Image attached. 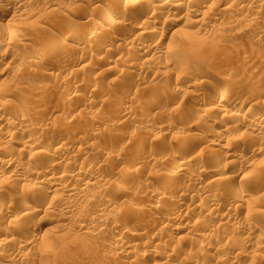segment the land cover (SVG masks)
<instances>
[{"label":"rangeland","instance_id":"rangeland-1","mask_svg":"<svg viewBox=\"0 0 264 264\" xmlns=\"http://www.w3.org/2000/svg\"><path fill=\"white\" fill-rule=\"evenodd\" d=\"M12 2L14 0H0V17L8 11L7 7ZM17 2L20 9L13 7L15 11L19 9L13 12L17 17L14 21H17V26L13 28L3 23L4 17L0 21L1 31H14L13 34L19 38L29 36L32 49L13 46L10 50L6 43L1 44L2 47L0 45V59L3 58L0 60V94L7 95L9 91L8 99L16 105H22L20 102L23 99V102L30 99L24 104L29 109L28 119L30 117L34 121L35 116L38 118L34 122L40 128L43 126L38 134H43L46 144L61 145L72 160L77 157L74 165H82L85 171L91 170L86 171L87 178L99 185L95 183L93 188H89L85 192V200L76 201L71 212L56 217L58 214H50L56 206L51 197L56 193H49L45 185L53 170L46 167L49 157H39L37 162L41 161V171L35 177L23 178L31 181L18 182L20 186L15 185L17 188L13 185L17 182L7 184V176L4 175L6 183L0 182L3 184L0 185L3 188L0 190V238L4 239V234L16 228L17 224L20 226L18 222L22 220L21 226H28L31 239H36L33 248L20 252V261L15 264H264V166L260 167V163L264 162V135L238 125L240 123L235 117L224 118L231 113L229 111L234 103L255 108L258 110L256 117L264 119V59L257 54V50L264 52V0H197L195 3L200 5L199 8L193 3H183L181 8L185 7L178 13L182 18L179 22H175L177 19L174 20L173 15H167L168 11L142 8L133 3V6L128 5L125 0H102L98 10L93 9L95 0H15V4ZM126 7L128 16H133L139 29L129 30L122 21L119 22L116 14L126 11ZM154 10L160 12L157 14L159 18L152 14ZM149 17L157 18L154 33L148 40L144 39L145 43L153 44L165 32L174 30V25L175 29H179L178 36L181 38L174 40L177 35L165 38L162 52H170L165 53L168 56L164 54L156 62L151 59L152 63L148 62L151 64L147 63L144 68L142 63L151 56L146 59L139 57V60L130 57V46L121 45L117 39L121 36L136 38ZM195 21L200 24H195ZM49 34L57 35L60 46L57 44L48 48L43 64L37 65L36 53L38 49L42 51ZM74 45L78 49L71 51ZM55 46L58 48L54 49ZM172 49L180 52L174 51L170 57ZM8 63L14 64L11 66ZM19 79L22 83L26 80L28 86L26 83L21 86ZM42 80L49 86L47 91L43 94L38 92L30 98L29 93ZM16 83L24 90L18 89ZM73 85L79 86L83 93L68 99L66 92ZM15 87L18 90L13 89ZM224 87L228 88V95L221 98L222 101L219 94ZM152 96L157 101L146 109V103ZM205 96H216L217 104L206 107L204 101L208 97ZM33 105L40 108L31 113ZM203 107H212V110L208 109L210 115ZM202 108L206 115L202 114ZM3 114L5 119H11L8 112ZM3 130L12 138L13 144L10 149L3 144L1 150L7 149L12 157H17L21 142L26 141L25 135L30 138L38 136L35 132H21L25 134L21 136L15 130ZM142 139L151 141L150 148L143 155L130 151L128 145ZM206 141L214 143L209 147ZM39 146H42L41 143L35 149ZM206 147L211 151L208 154ZM32 151L34 149H26L20 158L18 156L21 161L18 160L22 162L25 159L32 164L34 159L28 160ZM175 154L182 159L175 160ZM69 157L63 161L67 168L72 162ZM177 161L190 165L192 171L206 173L204 180H198L200 183L195 181L201 188V184H208L212 175L220 174L222 177L215 176L220 183L213 184L215 187L206 186L204 190L208 192L201 191L199 185H191L194 181L185 176L186 179L178 176L180 178L175 177L167 185L163 184L166 173ZM26 164L25 169L28 168ZM246 165H250L248 170L244 169ZM128 169L129 174L126 173ZM70 177L62 182L76 184ZM120 184V188L126 186L127 190L120 189ZM23 185L43 191L39 192L41 196L36 200L25 203V207L19 201ZM186 187L191 191L183 195L180 190ZM110 188L113 192H109ZM237 188L244 191V201L234 209L227 204L234 200L232 194ZM139 191L143 194L142 200H138L139 206H134L133 202L137 200L133 199L140 194ZM151 192H159L163 196L154 197ZM57 194L58 199L64 197L60 192ZM211 198H220L223 203L212 210L207 203V199ZM13 202L21 206L20 210L5 216L4 209ZM156 205H162L168 210L166 214L176 217L165 230L161 220L163 214L155 215L151 210ZM26 206L32 211L20 217ZM97 214L100 221L102 218V224L94 223L99 221L95 220ZM89 222L91 225L86 224ZM85 225L91 233L94 232L91 234L87 230L83 233L85 231L80 227ZM118 231L132 233L125 244L131 248L127 257L126 253L122 256L121 249L112 245ZM247 238L253 239V242L249 243ZM127 242L135 246L130 247ZM8 250L11 248L1 247L7 255ZM166 254L171 258L167 259ZM139 255H144V262L139 261ZM0 264L8 263L0 259Z\"/></svg>","mask_w":264,"mask_h":264},{"label":"bare ground","instance_id":"bare-ground-1","mask_svg":"<svg viewBox=\"0 0 264 264\" xmlns=\"http://www.w3.org/2000/svg\"><path fill=\"white\" fill-rule=\"evenodd\" d=\"M102 0H95V5H94V7H93V9H99V4H100V2H101ZM195 1H197V0H195ZM195 1L194 0H125V3L126 4H128V5H132L133 6V4H135V5H138V7L140 6V7H142V8H154V9H156V10H164V11H168L166 14L167 15H173L174 17H175V19L174 20H176L175 22H179V21H181V17H179V15H178V13H179V11H180V9H183V8H181V6H182V4L183 3H193V5L197 8H199L200 7V5L198 4V5H196V3H195ZM6 2H8V1H6ZM206 2V1H205ZM133 3V4H132ZM200 3V2H199ZM140 4V5H139ZM203 4V3H202ZM127 5V6H128ZM186 5H188V4H186ZM189 5H191V4H189ZM192 5V6H193ZM10 7H7V9H8V11L7 12H4L3 14H2V18L0 19V21L2 22L3 21V18L5 17V19H4V22L3 23H6V25H7V23L10 25V26H12L13 28H15L16 26H17V21L16 22H14L15 20H17L16 18V16L13 14V12L15 11V9H13V7H15V8H19L20 9V7H18V2L15 4V0H14V2H12L10 5H9ZM193 6V7H194ZM203 6H204V4H203ZM129 7V6H128ZM135 7V6H134ZM212 7V6H211ZM25 8V7H24ZM210 8V7H209ZM18 9V10H19ZM26 9V8H25ZM126 9V11H121V12H118L116 15H117V18H118V20H120L119 22H121L122 21V23L124 24V26L126 25V27H128V29L130 30H137V29H139L136 25V23L133 21V16L131 17V15H130V17L128 16V14H127V10H128V8L126 7L125 8ZM124 9V10H125ZM139 9V8H138ZM151 9V10H152ZM18 10H16V11H18ZM147 10V9H146ZM145 10V11H146ZM189 10V9H188ZM15 11V12H16ZM25 11V10H24ZM24 11H23V13H24ZM153 11V10H152ZM190 11V10H189ZM195 11V10H194ZM21 12V11H20ZM19 12V13H20ZM138 12H140V11H138ZM181 12H183L182 10H181ZM25 13H28L27 11L25 12ZM160 12H155V10H154V12H152V14L154 15V16H157L158 17V15L157 14H159ZM163 13V12H162ZM16 14V13H15ZM22 14V13H21ZM21 14H18L17 16H21ZM27 15H29V14H27ZM152 15V16H153ZM163 15V14H162ZM165 15V14H164ZM151 16V15H150ZM160 16V15H159ZM157 17H149L148 19H146V21L144 22V28L142 27L141 29H143V31L140 33V34H138L137 36H136V38L135 37H133L132 36V38H129L128 37V39L125 37V36H121L120 38H118L117 39V42L118 43H121V45H124V46H130V50H129V52L131 53L130 54V57H137L138 58V60H139V57L140 58H142V57H147L148 55H150L151 57L149 58V56H148V59L150 60H145L144 61V63H142V64H144L143 65V67L148 63V62H151L152 60V62H154L157 58H159V57H161V56H163L167 51L166 50H164V51H166V52H162V46H163V41H164V39L165 38H167L168 36L170 37H172V36H178L179 35V29H175V26L176 25H174V24H172V25H174L173 27H174V30H172V31H170V32H165V35H163V36H161L158 40H156V41H154V43L153 44H148L147 42L148 41H146V43L144 42V39H147L148 40V38H149V36L150 35H152V33H154V30H153V28H155V27H153L154 26V21L156 20L155 18H157ZM162 17V16H161ZM167 17V16H166ZM159 18V17H158ZM163 18V17H162ZM161 18V19H162ZM168 18H169V16H168ZM63 19V18H62ZM67 19V18H66ZM160 20V19H159ZM174 20L172 19V21L174 22ZM57 21V20H56ZM55 21V22H56ZM63 21H65V20H63ZM68 21V20H67ZM171 21V20H170ZM60 22V21H59ZM196 22H198V21H195V24H196ZM199 22H200V19H199ZM198 22V23H199ZM201 22H202V19H201ZM11 23V24H10ZM66 23V25L67 24H69V23H67V22H65ZM65 23H64V25H65ZM183 23H184V20H183ZM185 23H186V19H185ZM189 23V22H188ZM178 24V23H177ZM200 24V23H199ZM172 25H170V26H172ZM58 26V25H57ZM72 26V25H71ZM12 27H11V29H12ZM196 27V26H195ZM73 28V27H72ZM3 29V27H1V25H0V31ZM14 29H12V31H13ZM128 31V30H127ZM167 31V30H166ZM14 32V31H13ZM13 32H11L10 30H8V31H1L0 32V45L1 44H4V43H6L8 46H9V49L11 50V48L13 47V46H21L22 48L23 47H26V46H28L29 48L31 47V49H32V46H31V40H30V38H29V36H28V38L27 37H18V36H16L15 34H13ZM164 34V33H163ZM85 35V34H84ZM57 36V35H56ZM55 35H53V34H49L48 36H47V38H46V42H45V45H44V47L42 48V51H40L39 52V49H38V52L36 53V57H37V62H36V64L37 65H40L41 63L43 64V62H44V60L46 59V55H47V51L49 50L48 48H51L52 46H54V45H57L58 44V39H57V37H56ZM96 36V35H95ZM176 36V37H177ZM59 37H60V35H59ZM58 37V38H59ZM174 38V40L176 39H179V37L180 36H178L177 38ZM76 38H77V36H76ZM79 38V37H78ZM173 38H171L172 39V42H173ZM181 38V37H180ZM60 39V38H59ZM73 39V38H72ZM183 39H184V37H183ZM82 40V39H81ZM81 40H79V41H81ZM150 40V39H149ZM115 41V40H114ZM171 41V40H170ZM76 42L77 43H75L77 46L79 45V42L76 40ZM82 42V41H81ZM99 42V41H98ZM186 42V41H185ZM42 43H44V42H42ZM113 44V43H112ZM111 44V45H112ZM170 44H171V42H170ZM6 45V46H7ZM59 46H60V44H58ZM107 45V44H106ZM109 45H110V43H109ZM108 45V46H109ZM114 45V44H113ZM120 45V44H119ZM169 45V44H168ZM243 45V44H242ZM3 45H1V47H2ZM77 46H72L71 47V51H76L78 48H77ZM107 46V47H108ZM243 46H245V45H243ZM0 47V48H1ZM104 47V46H103ZM169 47V46H168ZM167 47V48H168ZM216 47V46H215ZM7 48V47H6ZM54 48V47H53ZM58 47L57 46H55V48L54 49H57ZM110 48V47H109ZM176 48V47H175ZM8 49V48H7ZM7 49H5V50H7ZM25 49V48H24ZM112 49H114V48H112ZM221 49V48H220ZM60 50V49H59ZM108 50V49H107ZM168 50V49H167ZM171 50V49H170ZM173 50V49H172ZM218 50V49H217ZM226 50V49H225ZM9 50H7V52H8ZM34 51V50H33ZM37 51V50H36ZM61 51V50H60ZM175 50H173V51H171V54H170V57H171V55H173V52H174ZM177 52H180V50H176ZM175 51V52H176ZM185 51V50H184ZM214 51H215V48H214ZM258 51V56L260 57V59H264V52H263V50L260 52L259 50H257ZM54 52V51H53ZM5 53V52H4ZM55 53V52H54ZM170 52H167V54H169ZM186 53V52H185ZM23 54V53H22ZM32 54V53H31ZM167 54H165V55H167ZM174 54H177V53H174ZM178 54H180V53H178ZM256 54V53H255ZM25 55V54H24ZM35 55V54H34ZM164 55V56H165ZM27 56V55H26ZM129 56V55H128ZM163 56V57H164ZM168 56V55H167ZM257 56V57H258ZM1 57V56H0ZM3 57V56H2ZM21 57V56H20ZM18 58V57H17ZM28 58H29V56H28ZM168 58V57H167ZM166 58V59H167ZM185 58V57H184ZM1 59H3V58H1ZM0 59V60H1ZM24 59H27V58H24ZM30 60H31V58H29ZM51 59V58H50ZM130 59V58H129ZM152 59V60H151ZM160 59V58H159ZM162 59V58H161ZM160 59V60H161ZM60 60V59H59ZM133 60H134V58H133ZM136 60V59H135ZM141 60V59H140ZM259 60V59H258ZM12 61V60H11ZM26 61V60H25ZM107 61V60H106ZM137 61V60H136ZM157 61V60H156ZM155 61V62H156ZM164 61V60H163ZM262 62H263V60H261ZM13 62V61H12ZM31 62V61H30ZM29 62V63H30ZM34 62H35V60H34ZM151 62V63H152ZM115 63V62H114ZM121 63V62H120ZM151 63H148V64H151ZM170 63V62H169ZM264 63V62H263ZM8 64H11V63H8ZM14 63H12L11 64V66L13 65ZM32 64V63H31ZM35 64V63H34ZM117 64V66H118V63H116ZM122 64V63H121ZM125 64V63H124ZM126 64H127V62H126ZM159 64V63H158ZM45 65V64H44ZM138 65V64H137ZM154 65H155V63H154ZM157 65V64H156ZM166 65V64H165ZM24 66V65H23ZM116 66V65H115ZM127 66V65H126ZM132 66V65H131ZM135 65H133V67H134ZM140 66H141V64H140ZM147 66V65H146ZM14 67V66H13ZM12 67V68H13ZM19 67V66H18ZM17 67V68H18ZM36 67V66H35ZM42 67V66H41ZM48 67V66H47ZM155 67V66H154ZM166 67V66H165ZM138 68V67H137ZM145 68V67H144ZM152 67H150V69H151ZM140 69H142V68H140ZM147 69V68H146ZM149 69V68H148ZM159 69V68H158ZM19 70H21L20 68H19ZM137 70V69H136ZM15 71V70H14ZM150 71H152V70H150ZM141 72V71H140ZM147 72V71H146ZM45 73V72H44ZM150 73V72H149ZM169 73V72H168ZM17 74V73H16ZM21 74V73H20ZM41 74V73H40ZM123 74V73H122ZM187 74H189L188 72H187ZM191 74V73H190ZM19 75V74H18ZM52 76V75H51ZM190 76V75H189ZM197 77H201V75L199 76H197ZM118 78V77H117ZM187 78H188V76H187ZM202 78V77H201ZM17 79H18V77H17ZM22 79V78H21ZM198 79V78H197ZM196 79V80H197ZM20 80V79H19ZM24 80V79H23ZM26 80H24L23 81V83H26L25 82ZM41 81V80H40ZM116 81H118V80H116ZM199 81V80H198ZM14 82V81H13ZM20 82H21V80H20ZM20 82H19V84H20ZM52 82V81H51ZM58 82V81H57ZM114 82V81H113ZM119 82V81H118ZM202 82V81H201ZM22 82H21V86H22V84H23ZM17 85H18V83H16ZM28 83H26V85H27ZM54 84V83H53ZM75 84V83H74ZM157 84V83H156ZM159 84V83H158ZM25 85V86H26ZM50 85H51V83H50ZM76 85V84H75ZM191 85H192V83H191ZM227 85V84H226ZM21 86L20 85H18V89H20L21 88ZM28 86V85H27ZM72 86V85H71ZM160 86V85H159ZM228 86V85H227ZM48 85H47V83L45 82V81H43L42 80V82H39L38 84H37V87L35 88L34 87V89H32L31 91H32V93H29V97L31 98H33V96L32 95H34V94H36V93H41L42 92V94H43V92L45 91H47V89H48ZM53 87V86H52ZM79 87V86H78ZM78 87H74V85H73V87L71 88L70 87V89H68V91L66 92V96H67V98L68 99H72V97H75V96H79V95H81L82 93H83V91H81ZM156 87V86H155ZM198 87V86H197ZM30 88V87H29ZM32 88V87H31ZM13 89H16V87L15 88H13ZM18 89H16V90H18ZM21 89H23V88H21ZM28 89V88H27ZM49 89H52V88H49ZM222 90L220 91V94H219V99H221V98H223L227 93H228V88H226V87H224V88H221ZM24 90V89H23ZM29 90V89H28ZM15 91V90H14ZM21 91V90H20ZM33 91H34V93H33ZM48 91H50V90H48ZM153 91V90H152ZM155 91V90H154ZM216 91V90H215ZM230 91V90H229ZM29 92V91H28ZM3 93V92H2ZM9 91H8V93H7V95L6 94H3V96L1 95L0 96V125H2L1 127H0V179L2 178L3 179V181H0L1 183L3 182L4 184L6 183V181H8L7 182V184H10V183H15V182H17V184L15 183V184H13L14 186L16 185H18V186H20L19 184H18V182L19 183H28L29 181H31V180H23V178H25V177H27V176H33V177H35L36 175H37V172H39V171H41V169H42V165L40 164L39 165V163L41 162H37V160H40L39 159V157H45L46 158V156L47 157H49V159H50V161L48 162V164H47V166L46 167H49V168H51V169H53L52 170V172L49 174L50 176L49 177H47V179L45 180V181H47V183L45 184L46 185V187H47V190L49 191V193H56L57 194V192H60V194L62 195V194H64V195H62V196H64V197H61L60 199H58L59 197H57L56 198V194L55 195H52V197H51V200L53 201V203H54V201H55V203H56V206H54V204L52 203V205L54 206V208L52 209V211L50 212V214L51 213H54V216L56 215V214H58V215H56V217L57 216H62V215H64L65 213H67V212H69L72 208H73V206H74V203L76 202V201H78V202H80L81 200H85V192L89 189V188H93L94 186H95V183L96 182H91L90 181V179H88L87 178V173H86V171L88 170H84V168H83V166L82 165H74V163H76L77 162V157H75L76 158V160H72L69 156H68V154L65 152V150H64V148L61 146V145H59V146H56V145H51V144H46L47 142H45L44 141V138H43V134L42 133H40V134H38L40 131H41V129H42V127L40 128L39 127V125H37L34 121H35V119H38L36 116L33 118L34 119V121L31 119L30 120V117H29V119H28V116H29V109L27 108L28 106L27 105H24L25 103H27L29 100L28 99H25V101L23 102V100L20 102L22 105H19V103H18V105H16V104H14L10 99H8L9 98ZM13 92L11 91V94H12ZM10 94V96H12ZM47 94V93H46ZM65 94V93H64ZM13 95H15V94H13ZM26 95H28V94H26ZM45 95V94H44ZM84 95H85V93H84ZM228 95V94H227ZM25 96V95H24ZM65 97V96H64ZM155 97H156V95H155ZM155 97L154 96H152L149 100H148V102L146 103L147 104V106H146V109L147 108H149V107H151V105L152 104H154L155 105V103L154 102H156L157 101V99H155ZM206 98L208 97V96H205ZM216 96H209L208 98H207V100L205 99V103H206V107H207V105H209V104H211V106H212V103H216L217 104V99L218 98H215ZM26 98H28V96L26 97ZM66 98V99H67ZM77 98V97H76ZM158 98V97H157ZM225 98V97H224ZM55 99V98H54ZM156 100V101H155ZM222 101H223V99H221ZM220 100V101H221ZM14 101V100H13ZM16 101V100H15ZM20 101V100H19ZM69 101V100H68ZM47 102V101H46ZM67 102V101H66ZM92 103V102H91ZM203 103V102H202ZM201 103V104H202ZM220 103V102H219ZM24 105V106H23ZM38 105V104H37ZM145 105V104H144ZM154 105H153V107H154ZM25 106H27V107H25ZM204 106V105H203ZM218 106V105H217ZM220 106V105H219ZM157 107V106H156ZM205 107V108H206ZM36 108H38V110H39V106H37V107H35V105H33L32 106V108H30V109H32V110H30L31 111V113H34V112H36ZM89 108V107H88ZM155 108V107H154ZM199 108H201V107H199ZM198 108V109H199ZM204 108V107H203ZM202 108V114H205L204 113V109ZM152 109V108H151ZM150 109V110H151ZM208 109H211L212 110V107L211 108H207V109H205V110H208ZM213 109L214 110H216L214 107H213ZM4 111L5 112H8V114H9V116L11 117V119L9 120H7V119H5V117H4ZM43 111V110H42ZM197 111V110H196ZM199 111H201V110H199ZM199 111H197V112H199ZM217 111V110H216ZM229 111V110H228ZM146 112V111H145ZM152 112V111H151ZM207 112V111H206ZM229 112H231V113H229ZM228 113V115H225V117L224 118H227L226 116H231V118L232 117H235V118H237V120H238V122L240 123V124H238V125H241L242 127H245V129H248V130H250V131H252V132H258V134L260 133V134H262V135H264V119H261V118H259V117H256V114L258 113V110H256L255 108H253V107H251V106H247V105H245V104H234L233 103V106H231V108H230V111H229ZM144 113V112H143ZM208 113H209V110H208ZM211 113H212V111H211ZM36 114V113H35ZM148 114V113H147ZM198 114H200V113H198ZM207 114V113H206ZM205 114V115H206ZM227 114V113H226ZM201 115V114H200ZM209 115H210V113H209ZM6 116V115H5ZM8 116V115H7ZM32 116V115H31ZM9 118V117H8ZM40 118V117H39ZM230 118V119H231ZM222 119V118H221ZM228 119V118H227ZM226 120V119H225ZM37 121V120H36ZM40 121V120H39ZM38 121V122H39ZM220 123V122H219ZM43 125V124H42ZM220 125V124H219ZM46 126V125H45ZM3 128H6V129H10V130H15V132H17V133H20V135L22 136V135H25V134H21V132H35V133H37L38 134V136L37 137H34V138H30L29 136H26L25 135V138H26V141H24V142H21V146H20V149L17 151L18 153V155H17V157H12V156H9V154H8V150L7 149H3V150H1V146L3 145V144H6L7 145V147H9V149H10V145H12L13 144V140H12V138L8 135H5V131L3 130ZM163 128H164V126H163ZM162 127H161V129H163ZM190 128V127H189ZM187 129V128H186ZM37 130H39V131H37ZM44 130H45V128H44ZM164 130V129H163ZM52 131V130H51ZM42 132V131H41ZM44 133H45V131H44ZM51 133V132H50ZM14 134V133H13ZM11 135V134H10ZM192 135V134H191ZM253 137V136H252ZM261 137H263V136H261ZM216 138H217V136H216ZM219 138V137H218ZM203 139V138H202ZM263 140H264V137H263ZM213 142V141H212ZM211 142V143H212ZM227 142H228V140H227ZM39 143H41V145L42 146H39L38 148H36L35 149V147L39 144ZM211 143L209 142V141H206V144H207V146H209V147H211ZM214 143V142H213ZM212 143V144H213ZM233 143V142H232ZM235 143V142H234ZM57 144V143H56ZM205 144V143H204ZM230 145V144H229ZM150 146H151V141L149 140V139H142V140H139L138 142H134V143H130L129 145H128V147L129 148H131L130 149V151H134V152H139V153H142V155L144 154V152L146 151V149H148V148H150ZM206 146V145H205ZM209 147H206L207 149H206V153L208 154L209 152H211L210 151V149H209ZM26 149H34V151H32L33 153H29L28 155L31 157H28L27 159L28 160H33L32 162V164L30 163L29 164V162H27V160H25V159H23V161L25 160L26 161V163H28V164H26V166L28 167L27 169H25L24 168V166H25V164H23L22 162H20L21 160L19 159L20 158V156H22V154H23V152H26ZM226 150V149H225ZM228 150V149H227ZM205 152V151H204ZM138 153V154H139ZM130 154V156H131V152L129 153ZM137 154V155H138ZM132 155H134V154H132ZM18 156H19V158H18ZM73 156V155H72ZM71 156V157H72ZM130 156H128V158H131ZM206 156V155H205ZM67 157H69L68 159H71L72 160V162H71V164H70V166H68V168H67V166H65V164L63 163V161H64V159H66ZM134 157V156H133ZM33 158V159H32ZM75 158H73V159H75ZM173 158L175 159V160H179V159H182V158H180V156H179V154L177 155V154H175V155H173ZM20 161H19V160ZM22 159V158H21ZM132 159V158H131ZM125 162V161H124ZM197 163H199V161L197 162ZM188 164V163H187ZM262 164V165H261ZM189 165V164H188ZM260 167H262V166H264V162L263 163H260ZM197 166V165H196ZM191 167H190V165L189 166H187L186 165V163L184 164V163H178V161L177 162H174V164H173V167H172V169L171 170H168V172L166 173V177H165V180H162L163 182V184H165V185H167L169 182H171L172 181V179L173 178H175V177H178V176H181V177H186L188 180H190V181H194L193 183H191V185L193 184L194 186L195 185H199L198 183H196L195 181H198L199 179H201V178H203V180H204V178L206 177V173L205 172H202V171H198V172H196V171H192L193 169V167L190 169ZM196 168V167H195ZM250 168V165L248 166V165H246L245 167H244V169L245 170H248ZM60 170V172H54V171H56V170ZM65 169H68V170H65ZM264 169V168H263ZM64 170V171H63ZM199 170V169H198ZM209 170V169H208ZM256 170V169H255ZM88 171H91V170H88ZM87 171V172H88ZM95 171V170H94ZM130 171H131V168H130ZM129 171V169L128 170H126V173L127 172H130ZM92 172V171H91ZM125 173V174H126ZM254 173V172H253ZM91 174V173H90ZM127 174H129V173H127ZM126 174V175H127ZM4 175H6L7 176V178L5 177V179H6V181H5V179L3 178V176ZM69 176H71L70 178L71 179H73V181H75L76 182V184H71V182H70V184L68 183V184H64L63 182H62V180L64 179V178H69ZM216 177H218V176H221L220 174L219 175H215ZM215 176H211L210 178H209V181H207L208 182V184H206V186H211L212 187V185L214 184L215 185V183L218 181V180H216V179H219V178H216ZM239 176V174L237 173L236 174V177H238ZM184 177V178H185ZM222 177V176H221ZM178 178H180V177H178ZM184 178H183V180H184ZM185 178V179H186ZM1 179V180H2ZM35 179V178H34ZM182 179V178H181ZM244 178H242V180H243ZM69 180V179H68ZM223 180V179H222ZM242 180H241V182H242ZM99 181H100V179H99ZM159 181V180H158ZM189 181V182H190ZM10 182V183H9ZM121 182V181H120ZM123 182H124V180H123ZM125 182H126V180H125ZM124 182V183H125ZM199 183L201 182V181H198ZM206 182V183H207ZM219 183H220V181H218ZM244 182V181H243ZM247 182V181H246ZM39 183V182H38ZM122 183V182H121ZM126 183H128V182H126ZM187 183V182H186ZM227 183V182H226ZM6 184V185H7ZM96 184H98V183H96ZM0 185H3V184H0ZM11 185V184H10ZM99 185V184H98ZM122 185H125V184H122ZM187 185V184H186ZM190 184H188V186H189ZM190 185V186H191ZM201 185H203L202 186V188L200 187V185H199V187L201 188V191L202 190H204L205 188H206V186L204 185V184H201ZM213 185V186H214ZM9 186V185H8ZM15 186V187H16ZM115 186H118V185H115ZM219 186V185H218ZM7 187V186H6ZM23 187H24V185L22 186V188L21 189H23ZM27 187V186H26ZM98 187V186H97ZM100 187V186H99ZM98 187V188H99ZM121 187V184H120V186H119V188ZM126 187V186H125ZM124 186L122 187V188H125ZM163 187V186H162ZM167 187V186H166ZM192 187V186H191ZM215 187V186H214ZM229 187V186H228ZM17 188V187H16ZM15 188V189H16ZM116 188V187H115ZM122 188H120V189H122ZM128 188V187H127ZM173 188V187H172ZM185 188V187H184ZM182 189V190H180L182 193H183V195L185 194V193H188V191H189V189H187V187H186V189ZM199 188V189H200ZM1 189H3V188H1V186H0V190ZM19 189V188H18ZM117 189V188H116ZM180 189V188H179ZM179 189H178V191H179ZM192 189V188H191ZM198 189V188H197ZM196 189V190H197ZM208 189V188H207ZM212 189V188H211ZM90 190H92V189H90ZM118 190V189H117ZM116 190V191H117ZM125 190H127L126 188H125ZM225 190V189H224ZM15 191V190H14ZM23 192H22V196H21V198L19 197V201H20V204H22V206H24L25 207V203H27L28 201H31V200H36L38 197H40L41 196V193L43 192H41V190L39 191V189L38 188H31V186L30 187H27V188H25L24 187V190H22ZM122 191V190H121ZM191 191V190H190ZM189 191V192H190ZM205 192L207 191V190H204ZM3 192V191H2ZM39 192H41V193H39ZM96 192H98L99 193V191H96ZM107 192V191H106ZM109 192H113L112 191V189L110 188V190H109ZM208 192V191H207ZM243 190L242 189H234V192H233V194H232V197H234V200H232V201H230V203L229 204H227L229 207H232V208H234V209H237V207H239L240 206V204H242V202L244 201L243 200ZM21 193V192H20ZM98 193H96V195H98ZM105 193V192H104ZM134 193V192H133ZM138 193V192H137ZM139 195H137L136 194V196L134 197V199L133 200H137V201H135V202H133V203H135V205L134 206H139L140 204H139V201L140 200H142V192L141 191H139ZM198 193V192H197ZM101 194V193H100ZM109 194H111V193H109ZM113 194V193H112ZM162 194V193H161ZM159 192H151L150 193V195L151 196H156V197H161V196H163V194L161 195ZM201 194V193H200ZM204 194V193H203ZM96 195H94V196H96ZM131 195V194H130ZM199 195V194H198ZM197 195V196H198ZM57 196H59V194H57ZM132 196V195H131ZM87 197V196H86ZM91 197H92V195H91ZM193 197H195L196 198V195H194ZM200 197V196H199ZM201 197H202V195H201ZM223 197V196H222ZM89 198V197H88ZM93 198V197H92ZM96 198V197H95ZM98 198H100V196L98 197ZM131 199L133 198V196L132 197H130ZM97 199V198H96ZM115 199V198H114ZM190 199H191V197H190ZM226 199L227 198H225V202H226ZM139 200V201H138ZM131 201V200H130ZM224 202V203H225ZM15 202H13V203H9L7 206H6V208L4 209L5 211L3 212L4 213V215L5 216H8V215H11L13 212H15L16 210H20V208H21V206L20 205H15L14 204ZM142 203V202H141ZM175 203V202H174ZM207 203H208V205L209 206H211L212 207V210H215V208L214 207H218V205L220 206V204L221 203H223L222 202V200L220 199V198H211V199H207ZM16 204H17V202H16ZM85 204V203H84ZM88 204V203H87ZM91 204V203H90ZM160 204H162V203H160ZM172 204V203H171ZM239 204V205H238ZM86 205V204H85ZM248 205V204H247ZM115 206V205H114ZM163 206H164V203H163ZM162 205H156V206H154V208H153V206H152V208L153 209H151V210H153L154 212H155V215L156 214H163V216H161V220H163L162 221V224L164 225L163 227H165L164 228V230L166 229V226H167V228H168V226H171L170 224L174 221V219L176 218L175 216H174V214H171V213H169V214H166L167 212H166V208H164ZM173 206H175V205H173ZM249 206V205H248ZM27 208H25L24 209V211L21 213V214H19V216L20 217H24V216H26L29 212H31L32 211V208L31 207H29V206H26ZM167 207V206H166ZM242 207V206H241ZM244 207V206H243ZM251 207V206H250ZM249 207V208H250ZM150 208V207H149ZM168 208V207H167ZM170 208H171V206H170ZM172 208H174V207H172ZM231 208V209H232ZM56 209V210H55ZM244 209V208H243ZM247 209V208H246ZM263 209H264V206H263ZM51 210V209H50ZM112 210V209H111ZM211 210V211H212ZM228 210H229V208H228ZM240 210V209H239ZM242 210V209H241ZM250 210V209H249ZM252 210V209H251ZM152 211V212H153ZM168 211V210H167ZM170 211V210H169ZM172 211V210H171ZM174 211V210H173ZM247 211V210H246ZM259 211V210H258ZM71 212V211H70ZM98 212V211H97ZM112 212V211H111ZM237 212V211H236ZM248 213H249V211H248ZM255 213V212H254ZM100 214V213H99ZM99 214H97L96 216H95V218L96 217H98V215ZM149 214H152V213H149ZM101 215V214H100ZM153 215V214H152ZM151 215V216H152ZM250 215V214H249ZM248 215V216H249ZM261 215V214H260ZM102 216V215H101ZM151 216H150V218H147V216H146V218L147 219H152L151 218ZM252 216V215H251ZM264 216V215H263ZM263 216H261V217H263ZM104 216H102V218H103ZM152 217H155L154 215L152 216ZM257 217H258V215H257ZM260 217V216H259ZM258 217V218H259ZM95 218H93V219H95ZM102 218L100 217V219H101V221H102ZM145 218V219H146ZM155 218H157V216L155 217ZM154 218V221L156 220ZM92 219V220H93ZM99 220V217L98 218H96L95 220ZM103 219H106V218H103ZM21 220V219H20ZM23 220H25V219H23ZM107 220V219H106ZM252 220V219H251ZM22 221V220H21ZM18 222L19 223V225L20 226H18V224H17V226H16V228H13L12 230H8L9 232H7V234L5 233L4 235V239L3 238H0V251H1V247H3V246H6V247H8V248H11V250H8L9 252H7V253H9V255H7L5 252L3 253V251H1V253H0V259L2 260V261H4V262H6V263H8V264H15V263H17V262H19L20 261V252H22L23 253V251H25V250H28V249H31V248H33L34 247V244H35V242H36V239L34 240V239H31V232H30V229L28 228V226H27V228L26 227H24V226H21L22 225V223L23 222ZM100 221V220H99ZM99 221H97V222H94V223H97V224H102V222L100 223ZM149 221V220H148ZM105 222H107V221H105ZM104 222V223H105ZM149 222H152V220L151 221H149ZM158 222V221H157ZM93 223V222H92ZM103 223V224H104ZM86 224H90V222L89 223H86ZM158 224V223H157ZM160 224V223H159ZM24 225V224H23ZM91 225V224H90ZM174 225V224H173ZM244 225H247V223L245 224L244 223ZM89 226V225H88ZM250 226V225H249ZM82 227V226H81ZM80 227V230H84L85 232H83V233H87V230H88V228H86L87 226L85 225V227H83V228H81ZM185 227V226H184ZM255 228V227H254ZM160 230H162V227H161V229ZM89 232H90V230H88ZM93 232H94V230H93ZM92 232V233H93ZM91 233V232H90ZM91 233V234H92ZM1 234V233H0ZM94 234H96V235H99L98 233H94ZM93 234V235H94ZM132 234V233H131ZM131 234H130V232H125V231H118V232H115V235H114V237H113V242H112V245H113V247L114 246H116V248L115 249H117V247L119 248V249H121V254L122 253H126L125 255H126V257H127V253H129L128 251L131 249H129L125 244H126V241H128V239L130 238L131 239ZM247 241L250 243V242H253V239L252 240H250V238H249V240H248V238H247ZM258 241V240H257ZM248 242H246V243H248ZM256 243V242H255ZM130 244V243H129ZM127 245H128V242H127ZM159 245V244H158ZM261 245H262V243L260 244V247H261ZM128 246H132V245H128ZM133 246H135V245H133ZM132 246V247H133ZM160 246V245H159ZM259 247V248H260ZM263 247V246H262ZM258 248V249H259ZM118 249V250H119ZM134 249V248H133ZM36 250V249H35ZM203 252V251H202ZM202 252H201V254L200 255H202ZM120 253V252H119ZM118 253V254H119ZM133 253H134V250H133ZM153 253V252H152ZM155 253V252H154ZM173 253V252H172ZM172 253H170L171 255H172ZM264 253V252H263ZM129 254H131V252L129 253ZM156 254V253H155ZM204 254V253H203ZM120 255V254H119ZM171 255H169V254H166V257H167V259L169 258H171ZM122 256H123V254H122ZM140 256V255H139ZM141 258V259H140ZM140 258H139V261L141 262V261H143L144 260V255L141 257L140 256ZM144 262V261H143Z\"/></svg>","mask_w":264,"mask_h":264}]
</instances>
